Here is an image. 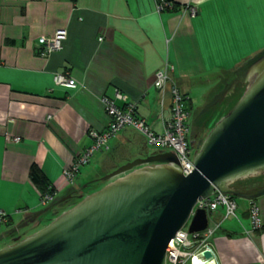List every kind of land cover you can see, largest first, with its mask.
<instances>
[{
  "label": "crops",
  "instance_id": "0c3cea01",
  "mask_svg": "<svg viewBox=\"0 0 264 264\" xmlns=\"http://www.w3.org/2000/svg\"><path fill=\"white\" fill-rule=\"evenodd\" d=\"M158 1L0 0V211L9 214L8 222L0 225L6 227L0 236L9 235L8 226H26L37 212L48 208L39 219L51 209L42 203L41 192L31 179L33 164L55 186V202L60 196L71 199L77 182L86 186L121 166L122 160H130L131 153L121 152L133 144L134 135L126 128L111 139V150L101 152L100 169L89 172L87 181H77L81 171L73 183L63 177L65 168L93 143L90 131L108 126L105 98L121 107L135 104L134 114L161 132L163 120L171 115V82L189 95L186 86H205L201 102L191 97L195 109L205 98L210 100L231 70L235 72L237 65L255 55H242L232 69L219 70L216 49L220 47L211 46L201 21L206 12H219V1L226 2L229 10L238 6L242 16L257 18L264 15V0H173L195 6L193 17L182 10L159 11ZM231 2L237 6H230ZM60 28L68 32L63 49L42 56L39 38ZM169 66H173L170 83L161 90L155 85L156 74ZM57 72H69L77 87L56 85ZM118 93L127 100L118 99ZM16 136L21 139L16 141ZM236 199L237 217L223 221L222 208L213 213L214 221H222L210 238L214 261L264 264V230L253 228L251 200ZM254 200L264 225V195Z\"/></svg>",
  "mask_w": 264,
  "mask_h": 264
},
{
  "label": "water",
  "instance_id": "95a60500",
  "mask_svg": "<svg viewBox=\"0 0 264 264\" xmlns=\"http://www.w3.org/2000/svg\"><path fill=\"white\" fill-rule=\"evenodd\" d=\"M236 75L205 106L224 102L189 174L174 150L128 161L102 177V188L1 248L0 264H166L170 241L199 199L217 190L250 200L264 195V48ZM210 214L198 209L189 231L206 229ZM203 255L214 259L211 250Z\"/></svg>",
  "mask_w": 264,
  "mask_h": 264
},
{
  "label": "built area",
  "instance_id": "2783aa9c",
  "mask_svg": "<svg viewBox=\"0 0 264 264\" xmlns=\"http://www.w3.org/2000/svg\"><path fill=\"white\" fill-rule=\"evenodd\" d=\"M172 8L169 0H159L157 9L159 11ZM184 14L195 16L197 8L191 4L181 7ZM68 37L65 28L58 29L51 36H41L38 40L39 52L42 56L48 57L51 53L61 51L64 42ZM170 70L172 67H166L164 70L157 72L155 85L157 88L164 90L170 80ZM54 82L58 86L77 87V81L69 72H57L54 75ZM172 107L170 117L163 120V128L161 132L154 131L147 121L137 117L134 114L135 104L129 103L126 107L119 106L114 100L105 98V107L110 121L104 130H91L90 135L93 137V143L88 146L76 160L63 172V177L68 183H73L84 165L91 162L92 157L101 149H110V141L125 127L131 126L140 131L146 137L148 146H153L158 152L174 150L181 163L184 174H189L194 168V158L200 147L194 145L191 137V126L188 123L191 111L189 109L190 95L184 93L179 85L174 83L172 87ZM117 98L123 101L127 100V96L120 93ZM164 103V101H163ZM192 136V135H191ZM19 141L21 138H14ZM55 194L47 193L42 197V203L48 204L53 201ZM239 204L232 194L217 190L211 196L202 198L197 201L193 207L192 214L187 223L177 232L176 236L170 241L167 247L166 264H192L196 257L199 258L201 264H216L214 259H207L203 253L205 250H212L210 238L220 228L222 221H210L206 229L190 232L189 226L191 219L198 209H206L212 214L219 210H224L223 221L232 217H237ZM210 214V219L211 215ZM250 215L255 230L263 226L260 216V207L255 200H251ZM9 214L0 211V224L8 222ZM214 253V252H213Z\"/></svg>",
  "mask_w": 264,
  "mask_h": 264
},
{
  "label": "rangeland",
  "instance_id": "374dc122",
  "mask_svg": "<svg viewBox=\"0 0 264 264\" xmlns=\"http://www.w3.org/2000/svg\"><path fill=\"white\" fill-rule=\"evenodd\" d=\"M225 4L226 2L224 3L223 1H219L218 5L221 6L219 7V12L216 13L214 12V6L208 8L207 10H214L206 12V14L203 15L201 21L202 25L205 27L204 29L207 30L204 36L209 37L211 46L217 48L220 47L219 49H216L217 53H220L217 58V63L221 67V69L219 70L232 69L235 60H237L238 58L241 59L242 55L253 56L254 54H256V52L259 51L258 49H261V46L262 49L264 48V15L259 16L257 18L248 14L242 16V12L237 5L231 2L230 6L234 4L237 7L233 8L232 6V10H229V8H227L226 6L227 4ZM213 28L215 29V31L212 33ZM254 49L255 51H253ZM238 68L239 66L237 65L236 69L238 70ZM236 77V70L235 72L231 70L230 77H228L227 80L221 81V83L216 86L215 90L209 96V99L211 100L214 95L222 91ZM185 89L189 91L192 100H194L196 103H199L203 99V91L206 88L205 86L199 85L193 87L186 86ZM207 99L208 98H205L203 100V103L197 108L194 109L193 107L191 109V115L188 120V123L191 126L192 130V136L190 135V138L192 137L194 140V145L199 147L202 146L204 140L213 128L211 126L224 104V102L218 101L214 106L207 109V112H205V114L202 115L197 121L195 115L199 114L198 112L201 110L202 106L204 105V102ZM126 128H130V131L134 135L132 142L133 144L129 145L130 148L127 147L121 150V152H124V154L127 153V155L131 153L130 160H128L129 162H132L133 160L139 157L147 158L149 156L154 155L153 152L157 151L155 147L147 146L146 148H143L145 146L144 144L146 143V137L144 136V134H142L140 131L136 130L131 126H127L124 129ZM104 151L107 150L101 149L97 151L95 156L92 157V161L81 168L82 170L77 181H87L88 178L86 177L89 172L99 171L101 165L100 162L102 160L99 158V155L101 154V152ZM110 154L112 155V153ZM128 161L125 162V160H122L121 163H123L122 165H124ZM119 167L120 166L114 169L116 170ZM114 169H112L111 172L114 171ZM85 170H87V172H85ZM111 172H107L106 175ZM102 177H104V175L100 176L99 178H96L94 184L92 182H88L86 186H83L84 184H80L79 186L78 184L80 182H77L75 184L76 188L73 189V192L71 193V195H73L71 199L65 200L62 199V196H60L57 201H53L54 204L51 205L50 203H48L47 205L51 206L50 211L44 214L39 219H37L36 221H33V223L31 222V224H28L26 226H23L20 223L8 226L10 228L9 235L0 236V249L11 246L32 235L36 231L40 230L41 228L45 227L47 224L52 222L53 219H55L63 210L73 207L78 202L80 197L84 198L85 196L102 188L108 182V180ZM238 201L241 202L242 199L238 198ZM215 216L216 214H212L210 221L213 222L215 220ZM2 224L4 223H1L0 225ZM3 229H6V227L0 226V231Z\"/></svg>",
  "mask_w": 264,
  "mask_h": 264
},
{
  "label": "trees",
  "instance_id": "16d2710c",
  "mask_svg": "<svg viewBox=\"0 0 264 264\" xmlns=\"http://www.w3.org/2000/svg\"><path fill=\"white\" fill-rule=\"evenodd\" d=\"M169 2L172 3L171 10H173V11H179L181 9V7L183 6V5H180L179 3H175L173 0H169ZM168 83H170V82L168 81ZM170 85L171 86H170V90H169V101H170L169 103H170V107H172V97H173V95H172V87H173L172 82L170 83ZM208 102H209L208 100H206L204 102V105L202 106L201 110L204 108V106ZM190 105L191 106L189 107V109L191 111V109L194 107V105L192 102H190ZM30 176H31V179L33 180V182L36 184V186L40 190L42 197L47 193L55 194V196H56L55 186L50 183L49 178L47 177V175L44 173V171L41 169L40 166H38L37 164H33L31 166V169H30ZM90 182H92L94 184L95 180H91ZM233 197L236 198L237 196L233 195ZM81 199H82V197L79 198L78 202ZM262 230H264V225L261 228L257 229V231H262Z\"/></svg>",
  "mask_w": 264,
  "mask_h": 264
},
{
  "label": "flooded vegetation",
  "instance_id": "af4514ba",
  "mask_svg": "<svg viewBox=\"0 0 264 264\" xmlns=\"http://www.w3.org/2000/svg\"><path fill=\"white\" fill-rule=\"evenodd\" d=\"M205 106H206V105H205ZM205 106H204V108H203L201 111L198 112L199 114H196V115H195L197 121L200 119V117H201L202 115L205 114V112H207V109L205 110Z\"/></svg>",
  "mask_w": 264,
  "mask_h": 264
},
{
  "label": "bare ground",
  "instance_id": "6f19581e",
  "mask_svg": "<svg viewBox=\"0 0 264 264\" xmlns=\"http://www.w3.org/2000/svg\"><path fill=\"white\" fill-rule=\"evenodd\" d=\"M192 264H201L200 261H199V258L196 257V258L194 259V263H192Z\"/></svg>",
  "mask_w": 264,
  "mask_h": 264
}]
</instances>
